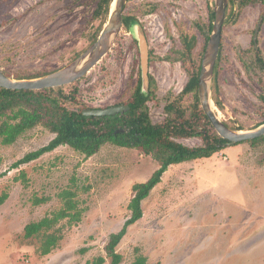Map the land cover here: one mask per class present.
Returning a JSON list of instances; mask_svg holds the SVG:
<instances>
[{
    "label": "rangeland",
    "instance_id": "1",
    "mask_svg": "<svg viewBox=\"0 0 264 264\" xmlns=\"http://www.w3.org/2000/svg\"><path fill=\"white\" fill-rule=\"evenodd\" d=\"M98 1L0 0V68L17 79L68 65L96 41L103 21L94 16ZM155 3L158 10L145 13L146 4ZM214 8L215 0H128L125 14L137 17L149 44L153 94L147 104L153 122L165 117V95L179 93L188 81L187 65L165 57L182 46V32L197 37L194 56L203 57ZM262 9L249 5L233 23L229 4L222 33L217 78L223 106L213 102V107L223 121L244 130L264 123V73L246 65L255 56ZM258 44L264 55V22ZM139 70V42L134 30L124 26L109 52L76 81L79 97L93 108L122 104L133 93ZM54 137L38 125L12 144L0 143V195L8 193L0 206V264H89L99 256L110 264L105 245L131 215L132 187L148 180L160 164L137 149L106 143L90 157L61 145L13 167ZM178 141L196 146L202 138ZM248 143L229 144L210 158L170 166L143 201V217L119 244L120 264L134 261L136 247L148 264H264V140L251 145V159L244 162L250 175H240L232 149ZM74 178L86 211L78 223L61 221L62 240L42 255L39 239H26L24 227L58 209V193ZM36 196L50 199L33 204Z\"/></svg>",
    "mask_w": 264,
    "mask_h": 264
},
{
    "label": "trees",
    "instance_id": "2",
    "mask_svg": "<svg viewBox=\"0 0 264 264\" xmlns=\"http://www.w3.org/2000/svg\"><path fill=\"white\" fill-rule=\"evenodd\" d=\"M113 1H98L94 16L102 17L103 21L95 40L98 39V35L108 21ZM229 4L231 5L229 18L233 23L237 22L243 10L252 4H260L263 7L261 20L264 22V0H229ZM158 7L157 3L146 4L145 13L155 12ZM135 19H137L135 15L124 13L125 28H130ZM214 20L215 12L211 9L209 33L212 32ZM209 38L210 36L207 37V41ZM181 40L182 46L174 47L165 59L170 62L181 61L187 65L188 81L179 93L169 91L165 95V117L160 122H153L151 118L147 102L153 92L150 89L148 93L142 91L141 70H139L133 93L126 101L122 102L124 105H129L130 108L114 115H85L84 110L93 109V107L80 99L78 82L43 90H14L0 87L1 144L14 143L26 131L38 125L46 127L55 134L48 144L27 153L15 162L13 167H19L36 160L61 145H68L86 157H90L106 143L137 149L146 155H151L160 164L148 180L133 185L132 197L128 205L131 215L125 220L120 230L109 234L105 245L107 257L111 258L110 264H120L123 261V255L118 252V246L127 234L129 227L143 217V201L161 182L169 167L185 161L211 157L230 144L227 139L217 133L201 105L199 77L203 57L202 55L199 58L194 56L197 37L190 35L189 32H182ZM221 50L222 43L212 85L213 101L220 108L223 103L217 68ZM254 52L255 56L251 57V61H247V63L245 61V63L248 69H258L264 73V55H262L261 49L257 50L256 47ZM5 73L13 77V75ZM38 76L15 77L23 79ZM225 123L230 126L227 122ZM230 127L234 130L243 129L240 126ZM191 137H201L202 143L188 146L178 141L180 138ZM263 140L264 136L246 142L256 146ZM2 162L3 159L0 156V167ZM22 176H25L24 172ZM76 186L78 185L74 178L72 185H68L58 193L57 196L61 201V206L58 209L47 213L39 220L29 222L24 227L26 239H39V250L42 255L51 253L62 240V227L59 226L61 221L67 220L71 225L80 222L83 218L86 207L83 205V200L80 199ZM7 198L8 193L6 192L0 195V206ZM49 199L48 196H36L33 199V204H41ZM135 251L137 254L131 264H148L147 256L140 253L138 247L135 248ZM106 259V256H99L89 264H104Z\"/></svg>",
    "mask_w": 264,
    "mask_h": 264
},
{
    "label": "water",
    "instance_id": "3",
    "mask_svg": "<svg viewBox=\"0 0 264 264\" xmlns=\"http://www.w3.org/2000/svg\"><path fill=\"white\" fill-rule=\"evenodd\" d=\"M128 0H114L109 18L98 39L75 60L68 65L35 78L15 79L8 76L0 68V87L14 90H43L74 83L86 75L111 49L114 39L124 27L123 17ZM229 0H215V20L207 43L199 77V98L202 108L207 114L217 133L227 139L230 144L244 142L264 136V123L251 130H234L223 121L213 107L212 82L222 42L223 27L226 23ZM262 20L259 21L254 33L256 47L259 48L258 36ZM134 30L139 42L141 59L142 91L150 89V50L147 38L137 19L130 27ZM129 105H117L108 108L85 109V115H114L129 109ZM123 131V130H122Z\"/></svg>",
    "mask_w": 264,
    "mask_h": 264
},
{
    "label": "crops",
    "instance_id": "4",
    "mask_svg": "<svg viewBox=\"0 0 264 264\" xmlns=\"http://www.w3.org/2000/svg\"><path fill=\"white\" fill-rule=\"evenodd\" d=\"M234 145H237L236 143L234 144ZM234 151H235V154L237 155V159H238V164H236L235 163V166L237 167V170L238 171H240V175L242 176L243 174H245V172H247V173H249L248 175H250L251 174V170H249V171H247L246 170V167H245V165H244V162L246 163V162H248L249 161V157H250V159H251V144L250 143H248V144H246V145H243V146H241V145H238V146H235V147H233L232 148ZM221 151L222 150H220L219 152H217V153H221ZM217 153H215V154H217ZM246 153V154H245ZM214 154V155H215ZM212 157V156H211ZM207 158H210V157H207ZM199 159H203V158H199ZM196 160H198V159H196ZM192 161H194V160H192ZM185 162H187V161H185ZM182 163H184V162H182ZM180 164V163H179ZM174 165V164H173ZM172 166V165H171ZM193 166V165H192ZM170 171L169 170H167L165 173L166 174H168ZM164 173V174H165ZM166 174H165V176H166ZM164 176V175H163ZM164 176V177H165ZM169 176V175H168ZM178 176V175H177ZM237 224H239V220H238V223Z\"/></svg>",
    "mask_w": 264,
    "mask_h": 264
},
{
    "label": "flooded vegetation",
    "instance_id": "5",
    "mask_svg": "<svg viewBox=\"0 0 264 264\" xmlns=\"http://www.w3.org/2000/svg\"><path fill=\"white\" fill-rule=\"evenodd\" d=\"M150 83H151V77H150ZM119 105H124V104H119Z\"/></svg>",
    "mask_w": 264,
    "mask_h": 264
}]
</instances>
